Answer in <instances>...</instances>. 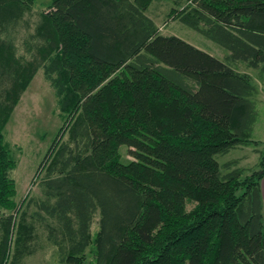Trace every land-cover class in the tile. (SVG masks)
Instances as JSON below:
<instances>
[{
  "label": "trees",
  "instance_id": "trees-1",
  "mask_svg": "<svg viewBox=\"0 0 264 264\" xmlns=\"http://www.w3.org/2000/svg\"><path fill=\"white\" fill-rule=\"evenodd\" d=\"M189 2L176 18L226 59L160 32L149 0H52L20 52L12 31L34 0H0V264L33 254L42 228L61 264L89 248L90 264H264V147L248 173L217 159L258 142L259 86L230 60L264 70V0ZM39 68L65 121L41 196L18 202L5 127Z\"/></svg>",
  "mask_w": 264,
  "mask_h": 264
},
{
  "label": "rangeland",
  "instance_id": "rangeland-1",
  "mask_svg": "<svg viewBox=\"0 0 264 264\" xmlns=\"http://www.w3.org/2000/svg\"><path fill=\"white\" fill-rule=\"evenodd\" d=\"M51 2L52 0H34L33 9L18 21L12 33L16 35L20 52H24V40L34 32L39 13L47 10ZM188 3L189 0H149L147 12L158 25L160 32L179 35L220 58L226 50L221 44L176 18L178 9ZM239 68L251 73L259 86V93L256 96L258 116L252 134V138L258 142L231 149L226 154L218 155L217 159L223 172L228 171L224 163L236 159L237 166L243 167L248 173L258 169L259 152L256 149L264 147V70L247 67L244 64ZM64 121L65 113L59 107L56 90L45 77L44 69L39 68L5 127V139L17 160L12 177L16 181L18 202L30 196H41L39 177L44 175L45 170H40V162ZM119 153L125 160L132 158L126 145L119 147ZM193 205L192 202L187 204L189 209ZM7 214V210L0 208V240L3 231L1 220ZM19 218L20 216L17 215V222ZM99 218L100 214L96 212L92 225L93 232L98 228ZM33 246L35 252L25 256L19 264H61L58 248L49 241L43 228L40 229L38 239ZM92 258L93 252L89 248L83 264L92 263Z\"/></svg>",
  "mask_w": 264,
  "mask_h": 264
},
{
  "label": "crops",
  "instance_id": "crops-1",
  "mask_svg": "<svg viewBox=\"0 0 264 264\" xmlns=\"http://www.w3.org/2000/svg\"><path fill=\"white\" fill-rule=\"evenodd\" d=\"M147 14L149 15V13L147 12ZM150 16V15H149ZM151 17V16H150ZM158 26V25H157ZM162 33H164V34H166L165 32H162ZM173 34V33H172ZM186 40V39H185ZM188 41V40H187ZM195 45V44H194ZM197 46V45H196ZM198 47H200V46H198ZM202 47V46H201ZM200 47V48H201ZM203 49V48H202ZM205 50V49H204ZM209 52V51H208ZM211 53V52H210ZM230 53V51L229 50H224V55L223 56H221L220 58H222V59H226V56H227V54H229ZM214 55V54H213ZM216 56V55H215ZM218 57V56H217ZM231 61V64L237 69V70H239V71H242V72H248V71H246V70H242L241 68H239V66L240 65H246L247 67H250V66H248V64H247V62H245V61H243V60H240V59H237V60H230ZM252 68V67H251ZM249 73V72H248ZM251 74V73H250ZM262 194H263V198H264V178L262 179Z\"/></svg>",
  "mask_w": 264,
  "mask_h": 264
}]
</instances>
